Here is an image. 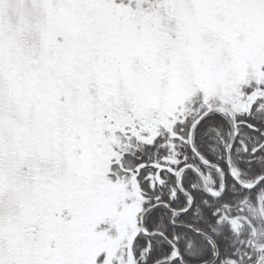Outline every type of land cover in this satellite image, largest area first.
I'll return each instance as SVG.
<instances>
[{"label":"snow or ice","instance_id":"obj_1","mask_svg":"<svg viewBox=\"0 0 264 264\" xmlns=\"http://www.w3.org/2000/svg\"><path fill=\"white\" fill-rule=\"evenodd\" d=\"M0 264H264V0H0Z\"/></svg>","mask_w":264,"mask_h":264}]
</instances>
